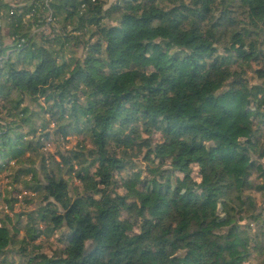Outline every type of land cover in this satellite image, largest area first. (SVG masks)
I'll list each match as a JSON object with an SVG mask.
<instances>
[{"label":"trees","instance_id":"trees-1","mask_svg":"<svg viewBox=\"0 0 264 264\" xmlns=\"http://www.w3.org/2000/svg\"><path fill=\"white\" fill-rule=\"evenodd\" d=\"M68 2L75 8L79 5L89 4L91 0H68ZM107 2L108 0H97V3ZM117 2H122V0H117ZM160 2L182 4L183 0H160ZM198 2L224 5L229 0H198ZM68 11L71 14L72 9ZM103 11L105 15L109 13L115 15V10L112 8ZM199 12L200 14L196 16V23L203 25L213 13V9L202 8ZM217 12L212 24L213 28L222 29L226 23L233 22L223 7L219 8ZM173 13H176V9H170L168 12L160 10L152 16L141 17L140 24H137L135 19H122L119 24L105 25L89 34L88 29L103 23L104 17L97 14L86 21L82 19L75 28L69 24L68 28L71 30L62 38L53 35L43 41V43L49 44V47L59 45L60 52L69 56V59L64 61L69 67L72 63H79L82 60L83 64L91 70L85 72L82 69L75 73L72 78L73 89L81 84L90 86L91 83H95L91 80L93 72L103 77L108 88H117L114 99L105 97L104 100V105L109 109L110 114L105 117L103 131H99L97 135L93 136V121L89 118L92 109L86 110L83 106H74L71 122L61 123L60 127L55 128L54 133L48 130L51 124L45 125L43 136L39 140L28 141L23 132H12L11 129L0 130V176L9 174L7 178L12 180L13 185H23L25 190H31L37 197H42V203L37 209L29 212L27 217L39 216L41 219H47L49 210L55 205L57 214L51 216L50 222L60 226L65 221L71 224V217L78 216L85 206L95 209L96 228H98L96 236L104 243L100 247L89 245L90 250L87 252L86 260L81 261L80 264H121L122 259L127 258L129 251H134L131 245L135 241L130 239L128 234L134 233L137 238L141 235V232L137 231V225L141 224V218H144L146 213L157 221L168 217L173 208L178 212L191 209L193 216L206 215L204 210L213 204L217 193L229 194L239 191L243 194L239 210L235 207L232 209L234 214L231 219H228L227 213L222 214V220L231 225L228 229L229 235H235L253 227L259 234L264 235V207L260 208L255 198V194H260L264 198V182H261L264 177V149L260 148L261 142L264 141V135L257 134L264 132V111H262L264 109V82L261 84L250 83L248 77L244 75L245 67H247L258 79L264 81V67L253 69L251 66L252 62L258 61L260 55L263 54L258 47L264 46V40L259 43H255L253 40L245 47V44L240 43V33H236L230 36L221 35L219 40L209 41L204 38L203 30L198 26H194L188 32H182L183 39H179L175 34L181 32L187 17L183 14H176L173 23L170 18V14ZM162 25L167 26L168 31L160 32L159 29ZM2 26L0 23V39H2ZM62 31H67V29H62ZM249 35L251 36V33ZM158 36H162L163 39L158 41ZM236 44H240L239 49H236ZM228 45H231V48H228ZM173 47H177L178 50L169 59L166 53L171 52ZM84 49H86V53L83 51ZM189 49L194 50L189 51ZM233 49L235 51L232 56L216 55L218 51H232ZM80 50H82L81 55L78 54ZM213 56H215L214 60L211 59ZM161 57L164 58L163 61ZM208 60H211V67L214 71L224 70L225 78L227 75L233 77L228 82V91L222 94L225 104L228 105L224 115L228 121L237 116L239 118V132L235 139L229 141L226 138V133H214V139L219 140L222 137L224 139L216 148L210 150L209 155L217 158L224 166L225 176L230 173L239 175L236 182L228 183H224L222 177L219 187H212L206 198L193 195L173 204L169 200L173 193V185L171 183H156L152 179L155 174L153 155L159 160L158 167L163 169L160 172V176L163 178L175 175L181 161L187 156L194 157L198 152L204 151L205 145L194 143L187 149H181L177 159L172 161V167L164 168L163 166L168 163L170 157L163 153L171 151L174 145L169 144L168 138L160 135L158 141H162V143L158 142L154 148L146 150L144 161L146 165L142 171H137L140 166H137L131 157L125 160L118 151H113L120 148H135L133 141L123 138L114 126L119 125L120 128H125L139 124L140 131L145 138L144 148H147V143L153 137L149 136L146 122L156 126L162 123L159 119L160 115H164L165 120L169 119L163 109L158 112L155 110L157 98H160V102L163 104L164 98L168 97L169 93L183 90L188 85L200 81L203 78V73L209 67V64L205 62ZM235 64H238V69L234 68ZM125 66H130L131 71L125 73L123 71ZM153 66L156 69L155 72H151ZM51 67L52 63L45 61L37 68L36 73H28L24 70L11 75L16 81L25 82L35 89L37 99L44 100V103L38 104L37 107L45 116L52 114L53 110L59 107L56 116L60 121H63L68 115L67 104L71 101L68 98L67 90L61 91L65 85L50 83L49 68ZM60 67L63 68L64 65L61 64ZM105 71H108L109 76H104ZM3 73L4 70L0 68V77L3 76ZM141 74L143 78L138 79L137 77ZM117 78H119V87L111 82ZM186 79L187 84L185 83ZM157 81H159L158 84ZM53 88L59 94V99L50 94ZM4 95L5 88L0 86V98ZM57 99L58 103H52ZM141 104L146 105L142 111L139 110ZM113 108L115 111H112ZM137 111H139V115H137ZM39 116L40 113L33 111L30 119H38ZM55 123H57V119L52 120V124ZM155 130L159 134V128L156 127ZM195 130L196 126L193 124L169 125L165 129L170 135L176 137L187 135ZM37 131L34 128L31 134H35ZM71 135H79L84 138L77 150L74 151L73 156L69 158L64 154H59L60 163H57L53 158L49 162V164L54 162L58 167L61 164L71 165L66 168V174L64 172L61 175L60 172L56 173L50 170L44 159L41 166L37 165L36 157L39 156L40 148H45L46 141L52 136L66 139ZM241 135L247 138L240 140ZM97 146L101 151L102 159L93 158L89 162V157H95ZM109 152L112 154H107ZM78 161L81 163H77ZM13 162H18L22 166L13 169ZM77 166L78 170H76ZM109 166H112L111 170H108ZM129 166H131V171L126 178L121 179L123 180L121 183V180L118 181L116 177L127 171ZM93 169H95L94 172ZM144 172H147L148 175L144 176ZM74 179L80 182L81 195L71 201V206H68L69 192ZM92 181L95 183H91ZM87 185H90L94 192L87 191L85 187ZM110 185H114L111 191L117 193L116 195H108ZM16 189L18 187H15L14 191ZM185 195L181 189L180 196L184 197ZM7 202L12 210L17 200L10 199ZM181 203L183 207L180 206ZM217 207L223 208L224 205L217 204ZM23 216L22 214L16 215V218H8L6 222L0 220V258L19 256L26 259L29 264H64V260L67 259L66 253L64 259L57 260V258L45 257L37 252L32 255L27 249L9 247L8 251H5L6 238L9 243L18 241V238L21 237V230H23L24 236L28 235L24 231L25 225L22 228L19 226L11 230L4 228L6 223L11 225L15 221L17 225H20ZM242 216L247 221V226L238 224V217ZM86 217L87 228H93L90 223L93 219V212L89 211ZM198 223L199 228L188 233V236L203 238L205 230L210 231L213 227L208 225L205 229L206 220L198 221ZM183 224L185 221H181V225ZM151 226L150 219L142 220L143 228ZM222 226L215 225L218 229ZM43 235H46L45 229L32 231V242L36 245L38 239ZM64 235L67 237L68 244H75L81 240L83 233L77 230ZM144 255L145 257L150 256L151 251H146ZM5 259L0 264H4Z\"/></svg>","mask_w":264,"mask_h":264},{"label":"clouds","instance_id":"clouds-1","mask_svg":"<svg viewBox=\"0 0 264 264\" xmlns=\"http://www.w3.org/2000/svg\"><path fill=\"white\" fill-rule=\"evenodd\" d=\"M223 7L229 13V19L232 23H226L222 29H215L212 27L215 21L217 10ZM112 8L115 10V15L109 13L105 15L103 10ZM202 8H211L213 13L203 25H197L196 16L200 14L199 10ZM69 9H72L71 14ZM170 9H176V13L170 14L172 22H175L176 14H183L187 17L186 23L180 33H176V38L183 39L182 32L190 31L194 26H198L203 30L204 38L209 41L215 39L219 40L221 35L230 36L240 33V43H252L255 38L264 40V0H229L224 5L219 4H205L198 2V0H183V3H161L160 0H108L107 3H97V0H91L89 4L79 5L73 8L68 0H0V23L3 25V36L0 39V68L4 70L3 76L0 77V86L5 88V95L0 98V130L6 131L11 129L12 132H23L26 134L28 141L39 140L43 136V129L45 125L51 124L52 127L48 129L51 131L54 128L60 127L61 123H70L73 115L72 109L74 106H83L84 109L91 108L89 118L93 121V136L97 135L99 131H103L105 117L109 113V109L105 107V97L114 99L117 88H108L107 83L102 76L96 75L94 72L91 75L90 86L81 84L79 87L72 88V78L75 73L80 70L85 72L91 71L83 64L81 60L79 63H72L71 67L65 64L64 61L69 59V56L60 52L59 45L49 47V44L43 43L44 40L49 39L50 36H60L68 34L71 29L68 28L70 24L72 28L77 27L82 19L88 20L93 16L99 14L104 17L103 23H99L96 27L88 29L91 34L97 28H102L105 25L119 24V21L135 19L137 24H140V18L152 16L155 13L163 10L168 12ZM67 29V31H62ZM160 32L168 31L167 26H161ZM251 33V36L249 35ZM200 34L199 32L197 33ZM163 39L158 36L157 40ZM223 49V45L221 46ZM231 48V45H228ZM240 48V44H236V49ZM178 50L173 47L171 52L166 55L170 59L171 55ZM194 49H189L193 51ZM242 50V49H241ZM86 53V49L83 50ZM232 51H218L217 56H232ZM75 55V53H72ZM215 59V56L211 58ZM163 61L164 58L161 57ZM45 61L52 63L49 68L51 73L50 83L53 85L63 84L65 88L61 91L67 90V95L71 103L67 104L68 115L60 121L56 113L59 112V107L53 110V113L45 116L37 107L38 104L43 103L42 100L37 99L36 91L25 82H18L12 78V73L26 70L28 73H36L38 67ZM209 64L208 69L203 73V78L200 81L188 85L183 90L169 93L168 97L164 98V103L157 98L155 110L160 109L169 116L165 120L164 115H160L159 119L162 122L159 125L153 126L150 122H146L148 126L149 136L153 137L147 143V148H144V136L140 131V125L134 124L125 128H120L115 125V130L121 133L125 139H131L135 148L114 149L118 151L121 157L125 160L129 159L134 152L146 151L148 148H154L156 143H162L156 139L158 133L155 130L159 128V135H163L169 140V144L174 147L171 151L164 152L163 155L170 157L164 168H171L172 161L177 159L181 149H187L192 144L205 145L204 151L198 152L196 156L185 157L180 165L179 170L175 171L173 176L161 177L159 168V160L153 155L155 160L154 176L152 179L156 183H171L173 185L172 196L169 200L173 204L178 201L187 199L193 195L199 198H206L208 191L212 187H219V182L222 177L224 183L236 182L238 173H230L225 176L224 166L214 156H210V150L217 147L223 142L221 139H214L213 134L216 132L226 133V138L231 141L239 132V118L234 117L228 121L224 115L225 109L228 105L224 102L223 93L228 91V82L233 78L227 75L224 70L216 72L211 67V60L205 61ZM71 63V62H70ZM64 67L61 68L60 65ZM123 71L130 72V66H125ZM153 66L151 72H155ZM47 75V73H46ZM104 76H109L108 71L104 72ZM210 76V79H209ZM142 79V74L137 77ZM109 80L111 78L109 77ZM119 87V78L111 81ZM159 81H157V84ZM187 84V79L185 80ZM127 90V89H125ZM50 94L59 99V94L53 88ZM53 100L52 103H58ZM50 106V105H48ZM146 105L141 104L139 110L142 111ZM27 109V111H26ZM33 111L40 113L39 118H32ZM112 111H115L113 108ZM264 111V109H262ZM139 115V111H137ZM57 119V123L52 124V120ZM182 124H193L196 130L189 132L187 135L179 137L170 135L165 129L169 125L179 126ZM38 131L31 134L33 129ZM264 135V133H257ZM240 140L246 139V136L241 135ZM227 147V145H225ZM234 146V145H233ZM260 148L264 149V141L261 142ZM111 155L112 153H107ZM102 159L101 151L97 146L95 157L91 159ZM81 163V162H77ZM22 166L18 162H13V169ZM71 165L59 166V172L62 175L63 171ZM109 166L108 170H111ZM143 165L137 171H142ZM115 177V174H113ZM148 173L144 172V176ZM142 178V177H141ZM261 182H264L262 177ZM91 183H95L92 181ZM123 183V180H121ZM138 187V184L136 185ZM87 191H93L90 185L85 186ZM114 185H110L108 195L113 196L117 193L111 191ZM181 189L186 194L184 197L180 196ZM81 195V188L75 185L71 186L69 192L68 206H71V201L75 200L77 196ZM243 199V194L239 191H233L229 194L217 193L213 204L206 208V215L193 216L191 209H184L177 211L173 208L172 213L163 220L157 221L154 217L147 213L144 218L152 221L150 228L137 225V231L141 235L137 238L134 233H130L129 238L135 242L131 245L134 251H129L127 258L122 259L121 264H264V235L257 232L256 228L245 229L244 231L229 235L228 229L231 227L226 221L222 220V214L227 213L228 219L232 218L233 207L239 210L240 200ZM217 204H223V208H218ZM183 207L182 203L180 204ZM92 211L93 219L90 222L93 228H87L86 214ZM151 211V209H149ZM259 211V209H257ZM56 213V206L54 205L49 210L47 219H41L39 216L25 217L24 231L28 233L27 236L22 235L18 241L9 243L6 238L5 251L8 248L13 249H27L32 255H35L36 245L31 240V232L39 229H45L46 235L42 237L43 242L52 246L54 249H61L58 253L57 260L64 259L65 253L67 259L64 264H80L81 261L86 260L87 252L92 247H100L104 243L96 236L97 219L96 211L88 206H85L80 214L71 217V224L65 221L63 225L56 226L51 224V216ZM207 221L205 229L208 225H212L210 231L205 230L203 238H195L188 236V233L199 228V222ZM181 221L185 224L181 225ZM179 225V227H178ZM215 225H223L221 228H216ZM4 228L11 230L12 225L5 224ZM95 229V230H94ZM79 230L83 233L81 240L75 244H68L65 233H71ZM188 237V238H185ZM60 243H57V241ZM151 251V255L145 257L146 251ZM3 258H0L2 261ZM11 264L12 256L8 257ZM21 258L15 257V264H20ZM26 264V262H25Z\"/></svg>","mask_w":264,"mask_h":264},{"label":"rangeland","instance_id":"rangeland-1","mask_svg":"<svg viewBox=\"0 0 264 264\" xmlns=\"http://www.w3.org/2000/svg\"><path fill=\"white\" fill-rule=\"evenodd\" d=\"M3 27V26H2ZM1 36H3V28L1 31ZM255 43H259L261 40L259 38L254 39ZM260 45V44H259ZM260 48L263 52L262 55H260V59L258 61H254L252 62L251 66L253 69L255 68H263L264 67V46L263 47H258ZM78 54L81 55L82 54V50L78 51ZM235 69H238V64L234 65ZM245 73L244 75L248 77L249 82L253 83V84H261L262 82H264L261 79H258L256 75H254L253 71H250L247 67H245ZM244 76V77H245ZM44 103V100H42ZM262 126V125H261ZM52 127V125L50 126V128ZM264 127V126H263ZM54 129L51 130L52 133H54ZM264 133V132H263ZM160 137V135L158 134L156 139L158 140ZM83 137L79 136V135H71L70 137L66 138V139H62V138H58L56 136H52L51 139H49L48 141H46L45 144V148H40L39 151V156L36 157V163L38 166H41V163L44 159V161L47 163L46 165L49 166V169L52 171H55L56 173H59V167L54 164V162L50 163L53 159H56L57 163H60V158H59V154H64L67 157H72L74 154V151L77 150L79 144L83 141ZM42 141V140H41ZM44 143V141L42 142V144ZM44 145V144H43ZM145 155H146V151H143L142 154H140L139 152H134L131 155V159L134 161V163L138 166H141V164L143 165V167L146 165L145 164ZM33 156V155H32ZM30 156V157H32ZM136 156V157H135ZM35 157V156H34ZM258 157V155H257ZM78 166L76 167V170H78ZM127 171L122 172L121 174H119L116 178L118 179V181H120L123 178H126L130 171H131V166L127 167ZM95 171V169H93V172ZM66 174V170L63 171V174ZM9 174H3L2 176H0V220L6 222L8 221V218L10 219H14L16 218V215H24L22 217L23 221L20 225L16 224L15 222H12V228L14 229L15 227H19L24 226L25 221L24 218L27 217L26 215L31 212L34 211L35 209L38 208V206L40 205V203H42V197H37V195L35 193H33L31 190H25V187L23 185H18L15 186L12 184V180L7 178ZM75 185L76 187L80 188V182L77 179H74L71 183V186ZM18 187V189H16V191H14V188ZM20 191V192H19ZM18 195V196H17ZM17 196V198H16ZM255 198L256 201L259 204L260 208L264 207V198L261 197L260 194H255ZM12 200V199H16L17 203L14 204V208L11 210L9 207V203L7 202V200ZM61 211V210H59ZM238 224H240L241 226H247V221L245 220L244 216L242 217H238ZM20 233V232H19ZM23 235V230H21V234L20 236ZM42 237H45V235L41 236L38 241L36 242L37 247H35V249H33L35 252L39 253L40 255H44L45 257H49V258H56L57 257V253L61 250V249H54L52 246H48L46 245L43 240ZM57 243H60L59 240L57 241ZM39 250V251H38ZM9 257V256H8ZM8 257H1V258H6L4 261V264H10ZM13 260L11 261V264H15V257L16 256H12ZM29 264L27 262L26 259H22L20 260V264ZM1 263V261H0Z\"/></svg>","mask_w":264,"mask_h":264}]
</instances>
